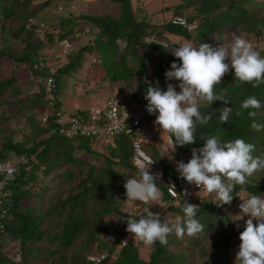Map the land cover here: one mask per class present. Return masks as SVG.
<instances>
[{
  "label": "trees",
  "instance_id": "1",
  "mask_svg": "<svg viewBox=\"0 0 264 264\" xmlns=\"http://www.w3.org/2000/svg\"><path fill=\"white\" fill-rule=\"evenodd\" d=\"M51 1L44 0L35 5L33 0H0V34L1 40L6 43L0 47V61L4 58L5 63H8L6 60L25 63L29 65L31 73L36 76L42 75V70L37 66L44 63L47 69L45 70L50 71L55 78L53 105L55 111L61 113L65 112L61 109L59 98V79L62 75H67L80 67L86 51L94 52L100 57L98 64L103 65L107 80L121 82V89L129 88L132 96L138 101L147 102L144 96L150 85L155 86L158 82L159 86L166 90L168 83L178 82L167 81L165 72L170 70L173 62L179 63V61L171 54L170 49L165 50L162 47L164 45L156 41L146 42L144 36L153 35L159 39L170 40H173L172 36H177L178 39L185 38L198 44L209 43L213 46L218 43L225 44L228 41L227 38L232 40L234 34L240 36L241 33L249 39L250 34H253L256 40L264 39L262 37L264 35V1L259 0H180L174 6L175 14L160 25L150 24L146 15L140 13V9L133 8L132 0H110L120 5L118 16L85 13L75 17L62 15L60 27L45 26L43 17L40 16L41 19L34 17L40 10L48 8ZM190 7L195 11L186 15L185 18L187 22L195 24L193 29L172 22L173 17L184 16L182 11ZM145 13H149L148 10L145 9ZM84 26H88V33L94 35L93 42L85 44L75 52L72 50L61 54L68 60L62 66L51 69L46 51L58 45L64 38L73 40L76 33L79 37ZM56 28L58 32H55ZM121 42L124 47L122 51L119 50ZM179 42L174 45L178 46ZM140 47H143V53L137 50ZM254 49L264 57V47L256 46ZM147 50L157 53L150 55ZM150 68H152L151 71ZM233 71L230 69L222 82L215 87V91L224 94L229 103L225 105L223 101H214L210 106L201 104V113L210 114L211 120L205 126L197 125L194 144L182 147L177 145L179 149L202 147L204 144L202 138L216 135L222 142L239 138L254 144V157L264 154V130L253 129L251 126L253 121L248 116V111L251 109L241 108L245 99L251 96L256 97L262 107L257 110L259 115L255 120L257 123L264 124V84L254 88L252 84L236 82ZM13 76L11 74V77L4 81L0 79V105L5 102L14 104L18 107L17 112L23 114L28 107L27 100L25 97H20L21 91L16 83L13 85L16 80ZM152 79H156V82H151ZM39 83L40 86L42 82L39 81ZM5 94L13 100L3 99ZM36 94L41 95L42 98L34 102L39 103L45 110L47 101L44 92ZM223 107L232 108L228 124H222L219 120ZM77 109V115L83 116L87 113V110H82L84 108ZM55 111L53 116H49L48 123L42 121L41 114L37 122L30 117L32 135L24 137L21 141L13 142L8 132L6 136L3 135L2 131L5 129L0 130V160L7 161L10 153L32 155L34 160H37L30 171L22 167L16 180L8 186L11 193L8 202L1 208L7 211V216L2 219L4 228H0V236L9 234L13 240L19 239L22 260L26 264L28 258L34 261L39 259L41 253H33L32 243L41 240L45 241V264H93L87 257L108 249L109 254L101 260V264H106L110 255L117 249V243L110 245L105 240V235L108 233L106 220L111 216L123 218V223L115 234L118 237L127 238L130 235L126 231L127 218L130 216L139 219L146 215L145 211L131 213L123 209V204L127 200L125 181L129 177L136 178L135 176L140 174L132 164L131 141L124 136H118L114 139V145L105 144L106 152H104L105 150L93 148L89 140L85 138H67L58 133V124L53 122V119L57 117ZM238 111L241 112L240 116L236 115ZM43 133H48V137L36 140ZM108 145L114 152L107 150ZM144 149L156 160V170L150 173L157 177L156 186L161 192V199L154 205L144 204L139 200L136 202L152 209L164 207L159 212L162 221L167 220L166 213L180 212L182 214L185 204H196L198 205L196 218L204 225V228L196 236H187L194 243L192 248L187 249L185 246L181 251H177L178 248L174 247L178 243L177 238L171 234L168 236L167 245H161L159 241L151 245L148 259L141 258L138 244L127 238V243L118 249L117 257L111 264H230L232 240L237 235L226 230L218 232L215 229L216 218L219 219L216 217L219 214L218 209L225 205L217 207L209 202L211 199L208 198L194 201L170 197L165 189L164 177L172 172L171 167L162 160L156 149L145 147ZM51 151L55 156L47 158L46 155H49ZM74 151L85 153L86 158L75 157ZM98 157H103V165L92 161ZM59 161L75 163L74 169L66 167L62 173H58L60 182L67 184L64 188L65 197L54 202L49 195L44 209L41 206H33L26 211L20 210L21 199L29 194L22 187L33 183L40 164L45 166L44 172L48 175ZM241 189L253 195L264 194V171L255 173L248 179L247 184L238 185L232 193L233 197ZM47 190L46 187L41 188L40 193ZM175 201L181 204L177 206L174 204ZM43 221H45V228L40 224ZM0 264L18 263L0 250Z\"/></svg>",
  "mask_w": 264,
  "mask_h": 264
},
{
  "label": "clouds",
  "instance_id": "2",
  "mask_svg": "<svg viewBox=\"0 0 264 264\" xmlns=\"http://www.w3.org/2000/svg\"><path fill=\"white\" fill-rule=\"evenodd\" d=\"M174 23L184 26L186 21L177 17ZM169 46L162 47L169 50ZM170 51L179 63L173 62L170 70L165 72V77L167 81H178L180 91L177 92V86L172 83H168L167 89L163 90L157 82L155 86L147 87L144 99L147 101V111L150 114L158 113L154 123L162 134L174 137L171 151L174 152L177 145L182 147L194 144L197 125L205 126L211 120L210 114L201 113V104L207 103L210 106L214 101H223L225 105L229 103L224 94L215 91V87L230 69L234 70L236 82L249 83L254 88L264 84V57L254 49L251 42L235 34L227 46L219 43L216 46L209 43L194 45L188 41ZM40 81L42 82L41 79ZM261 107V102L254 96L248 97L241 104L242 109H251L248 116L256 131L264 130V124L255 120L259 115L257 110ZM231 113V107H223L220 122L228 124ZM43 114L44 112L41 117ZM236 115L240 116L241 112L238 111ZM202 139L203 146L192 149L191 159L187 163L177 162V171L181 178L200 191L215 194L211 203L222 207L232 202V193L238 185L247 184L255 173L264 171V154L254 157L255 145L239 138L222 142L219 136L210 135ZM169 159L173 157L169 155ZM155 162L144 152L139 153L134 164L139 170L140 178L125 181L127 200L158 204L161 193L156 186L157 177L149 172V166ZM242 201L239 205L240 213L232 219L235 223L244 219L245 215L248 217L239 235L241 243L235 264H264V196L252 195ZM145 213L139 219L129 216L126 231L134 241L147 246L154 245L157 241L161 245H167L171 234L177 239H183L185 235L196 236L204 228L196 218V204H185L182 215H177L171 223L162 221L160 214L151 212L150 207L145 209ZM239 227L237 224V228Z\"/></svg>",
  "mask_w": 264,
  "mask_h": 264
},
{
  "label": "rangeland",
  "instance_id": "3",
  "mask_svg": "<svg viewBox=\"0 0 264 264\" xmlns=\"http://www.w3.org/2000/svg\"><path fill=\"white\" fill-rule=\"evenodd\" d=\"M43 1L44 0H33V4L37 5L38 3H42ZM179 1L180 0H132V3L133 8H136V10L140 9V13H144L146 15V17L150 21V24L160 25L163 24L167 19H169L172 14H175L173 12L174 6ZM145 7H147L149 13H145ZM194 11L195 10H193L192 7L185 8L182 11V14L186 16L190 15ZM84 13L93 15L108 14L116 17L120 13V5L113 3L110 0H52L51 5L48 8L42 9V11L40 10L34 17H43L45 26L52 25L55 27H60V17L62 15H65V17L73 15L75 17L79 14ZM197 20L199 21V19ZM193 28L194 26L190 29ZM56 29L57 30H55V32H58V28ZM224 33H226V31ZM249 36L250 39L249 37H245L243 33H241L240 35V37L251 42L253 44V47H264V39L256 40L253 34H250ZM1 37L2 35L0 34V47L6 45V43L1 40ZM172 37L173 40H170L168 38L159 39L153 35H150L144 36V41L149 42L152 40L161 45H170L169 49L178 47L174 44L179 41L180 42L178 43V45L188 41L185 38L178 39L177 36ZM262 37L264 38V35H262ZM93 38V34L84 32L79 34V37L74 40V48L72 50H74L75 52L78 48L84 46L85 44L93 42ZM227 39L228 41L223 44L225 46L230 44L232 41L229 38ZM255 40L257 42H255ZM190 42H192L194 45H199L194 41ZM59 45L60 44H56L46 51L51 69L62 66L68 60V58H65L64 55H61L65 53L60 52ZM123 48V43L121 42L119 44V50L122 51ZM137 50L139 51V53H143V47H140ZM147 53H149L150 55H155L157 52L147 50ZM117 59H119V56H117ZM6 61H8V63H5L4 58L0 61V79L2 81L8 80L11 77V74H13L16 77L13 85L16 83L17 87H19L21 91L20 97H25L28 107L27 110L22 114L17 112L18 107L14 104L5 102L4 104L0 105V130L5 129V131H2L3 135L6 136L8 132L13 142H18L23 140L24 137H29L32 135L33 129L32 120L30 119V117H32L33 120L37 122L38 118L40 119V114L44 111L42 108L43 106H41L39 103L34 102L42 98L41 95L38 96V94L36 93H40L41 91H43V86H41L42 84L39 86L40 76L32 74L29 65L10 60ZM98 62H100V57L96 53L86 51L84 53L80 67L68 73L67 75H62L59 79L58 85L60 88L59 98L61 101V109L64 110L66 114L74 113L77 108H89L94 105L102 104L109 91H111L114 87H121V82H111L107 80L106 72L104 68H102L103 65L98 64ZM151 69L152 68H150V71ZM176 91L179 92L180 89H176ZM3 99H7L10 101L13 100V98H11L8 94H5ZM203 105H207V103H203ZM48 135V133H43L38 138H36V140L47 138ZM97 148L101 151L105 150L104 152H106V146L104 144H101ZM192 149L193 148H190V150ZM107 150H109L110 152H114V150L109 145L107 146ZM145 152L147 154H150L148 151ZM13 156V153L9 154V158H12ZM54 156L55 155L52 151L49 153V155H46L47 158H53ZM74 156H84V158H86L85 153H82L80 151H74ZM56 157H58V155H56ZM161 158L163 161L167 162L166 157L162 156ZM92 161L99 165H103L104 163L103 157H98ZM34 162H37V160ZM66 167L74 169L75 163L59 161L55 165L54 169H52L47 175L44 172L45 166L40 164V167L35 174L36 179L32 181L33 183H28L27 185L22 187L29 194L27 195V197H23L21 199L19 203V209L22 211H26L31 209L33 206H41L44 209L45 201H48L47 197L49 195H51L54 202L65 197L64 188L67 186V184H63V182H60L58 173H62L66 169ZM135 177L136 179H139L140 174L136 175ZM44 187L48 188V190L46 192L40 193L41 188ZM38 193L41 195H39ZM211 195L212 196L208 198L211 199L209 202H212L215 194ZM252 195L253 194L247 192L246 190L241 189L233 197V200L230 204H227L224 207L218 209L219 214L216 215V217H219V219L216 218L217 224L215 225V229L218 232L226 230L228 232L236 233L237 235V237L232 240V247L229 257L230 264H235V257L239 250V244L241 243V241L239 240V235L240 232L243 231L245 221L248 219V217L245 215L244 219L236 221L235 223L232 221V219H235V215L240 213L241 210L239 208V205L243 202L242 200L247 199ZM260 195L264 196V194ZM174 204L178 206L181 204V202L175 201ZM146 208H149V206H142L136 201L126 200V202L123 204V209L131 213H140L142 211H145ZM163 208L164 207H158L157 209L150 208V211L153 213H159ZM177 215L182 214L180 212H168V214L166 213L165 218L171 223L174 222ZM122 223L123 218H116L114 216L109 217L106 220L108 232L115 234L118 227H120ZM253 223L255 224L256 221L254 220ZM40 224L41 227L45 228V221L41 222ZM237 224L240 226L239 228H237ZM127 238H130L129 240L133 243L138 244L139 254L141 258L148 259L151 246H147L140 241H134L131 234L128 235ZM177 241L178 243L174 245L175 248H178L177 251H181V249L185 246H187V249L192 248V244H194L191 239L187 238V235H185L183 239H177ZM32 245L34 247L33 253L39 252L41 254L37 261H34L32 258H28L27 264H45V241H34ZM118 249L119 248L117 247V249H115V251L110 255L108 263L106 264H111L115 260V258L117 257ZM0 250L3 251L5 255L15 263L26 264L22 260L23 256L19 249V239L13 240L9 236V234L1 235ZM90 255L96 254L94 253Z\"/></svg>",
  "mask_w": 264,
  "mask_h": 264
},
{
  "label": "built area",
  "instance_id": "4",
  "mask_svg": "<svg viewBox=\"0 0 264 264\" xmlns=\"http://www.w3.org/2000/svg\"><path fill=\"white\" fill-rule=\"evenodd\" d=\"M177 17H181L186 21L184 25L188 29L195 26L193 23L187 22L185 16L177 15L173 17L172 22ZM177 24V23H175ZM41 26H44L41 24ZM88 33V26H84L83 30L79 33ZM78 38V33L75 34L73 40L67 38L59 42L60 52L67 53L74 48V40ZM42 70L41 80L47 107L41 117L43 122L49 121V116L54 115L55 107V87L56 81L50 71H46V66L40 63L37 66ZM46 69V70H45ZM153 83L156 79H152ZM178 85V82H172ZM176 89H179L177 86ZM87 110L85 115H77L78 109L73 114L61 113L55 111L57 117L53 122L58 124V133L63 134L67 138H85L93 148L98 149L101 144L110 143L114 145V139L118 136H124L131 141L132 149V164L135 166V159L139 158V153L142 151L147 154L145 148H154L157 150L159 156H164L167 159L168 165L171 167L172 172L167 173L164 177L165 189L168 195L174 199H193L194 201L201 198H208L211 194L200 191L193 184H189L186 180L180 177L177 171V162L183 161L187 163L192 156V150H181L175 146V151H172L174 144L173 138L168 135L162 134L158 126L154 123L156 115L150 114L147 111V102H140L132 96L129 88L121 89L114 87L109 91L102 104L94 105ZM153 160L155 158L151 154H147ZM169 155L173 159H169ZM34 156H27L25 154L14 155L7 161L0 160V228L3 229L2 219L6 218L7 211L1 210L2 205L7 203L11 193L9 184L13 183L22 167L28 171L34 162ZM137 169V168H136ZM156 170V162L149 166V172ZM132 178V177H129ZM128 178V179H129ZM105 240L108 244L117 243V247L121 248L127 243V238L118 237L114 233L108 232ZM109 254V250L97 255H89L87 258L93 264H101V260Z\"/></svg>",
  "mask_w": 264,
  "mask_h": 264
},
{
  "label": "crops",
  "instance_id": "5",
  "mask_svg": "<svg viewBox=\"0 0 264 264\" xmlns=\"http://www.w3.org/2000/svg\"><path fill=\"white\" fill-rule=\"evenodd\" d=\"M148 6H149V5H148ZM145 8H146V10H148L147 7H145ZM148 8H149V7H148Z\"/></svg>",
  "mask_w": 264,
  "mask_h": 264
}]
</instances>
